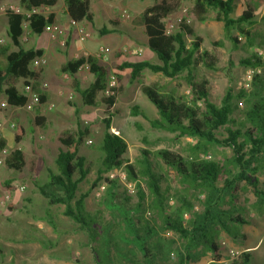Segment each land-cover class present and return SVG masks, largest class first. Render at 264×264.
<instances>
[{
    "label": "trees",
    "instance_id": "1",
    "mask_svg": "<svg viewBox=\"0 0 264 264\" xmlns=\"http://www.w3.org/2000/svg\"><path fill=\"white\" fill-rule=\"evenodd\" d=\"M185 1L191 2L192 15L199 22L207 20L208 13L214 12V20L222 23L224 36L234 48L241 44L238 35L243 36L244 47L249 49L263 48L264 38L253 34L257 13L247 2L236 17H231L234 0H153L142 13L147 48L159 63L123 60L112 72L118 84L125 74L129 75L130 84L135 82L144 70L161 74L171 81L181 78L186 82L189 100L175 89L164 91L155 84L143 85L141 93L158 113L157 118L149 122L153 129L174 134L178 139L193 140L188 158L166 149L154 153L141 149L136 164L130 163L124 157L126 141L110 131L113 118L110 110L114 108L119 85L112 89V95L104 94L110 77L108 69L89 55L68 60L61 67V72L70 77V87L80 96L82 105L104 106L109 117L103 120L101 158L89 191L79 192V184L85 181L90 170L86 167V156L79 153L89 134L86 128L75 132L63 129L58 133L57 141L61 145L55 160L58 173L50 174L48 184L52 191L41 187L38 191L50 206L62 205L63 215L84 231L94 264H197L208 254L212 257L209 264H257L248 251H240L224 263L219 238L225 235L235 244L246 240L241 232V228L249 224L247 208L239 202L242 185L248 187L255 198L251 208L258 216L264 215V183L259 182V176L264 173V59L257 53L241 58L239 65L256 71L250 88H240L236 92L228 89L219 104L213 103L209 98L215 89L213 82L208 78L195 80L194 72L199 66L216 71L217 57L202 49L203 39L186 23H180L175 33L166 32L167 19L177 14ZM55 2L19 0L29 12L52 7ZM63 2L69 21L93 24L89 0ZM5 15L12 47L0 44V58L4 59L0 66L2 92L8 106L22 108L27 104V97L19 92L18 85L22 81L31 86L39 96L35 122L43 127L45 119L39 116L40 107L49 96L41 90L43 68L33 71L30 65L34 59L42 57L44 51L25 48L20 43L24 15L9 11ZM27 21L29 33L40 36L54 24L55 16L34 12ZM65 26L72 24L67 22ZM111 32L103 28L99 34ZM186 36L191 37L189 45ZM85 65L94 79L88 87L82 88L77 74ZM260 69L262 71L257 73ZM131 114L142 115L140 106H132ZM13 118L18 121L17 114ZM24 133L23 126L17 124L13 134L15 144L21 142ZM214 147L231 150L232 155L227 160L230 169L218 161L200 157ZM5 148L7 141L0 138V152ZM4 165L16 172L27 169L35 173L39 168L37 160L26 158L19 148L9 151ZM162 168L172 171L180 187L195 194V200L203 195L198 211L193 210V201L172 191ZM119 169L126 174L127 181L134 182V194H128L125 188L119 191L121 184L108 178L110 172ZM103 183L105 191L101 203L97 210L90 212L86 209V198ZM171 200L177 203L174 207L169 204Z\"/></svg>",
    "mask_w": 264,
    "mask_h": 264
},
{
    "label": "rangeland",
    "instance_id": "2",
    "mask_svg": "<svg viewBox=\"0 0 264 264\" xmlns=\"http://www.w3.org/2000/svg\"><path fill=\"white\" fill-rule=\"evenodd\" d=\"M122 1L90 0V6L95 10V7L101 8L102 4H109L114 6L115 11L118 12L121 5H128L135 14L125 9L117 16L121 20L135 23L133 24L134 32L131 31L130 34L124 29V34L121 30L100 35L87 22L77 24L74 30L72 26L65 28L64 21L67 16L64 12V3L63 0H56L54 7H43L35 10V12L46 15L51 10L55 11L61 19V22L56 24L63 29V34L59 39L51 40L48 34H46L47 37H44L43 34L37 36L27 30L23 35L26 40L20 43L25 48L40 47L44 43V38L47 40L44 44L46 47V55L44 56L46 64L39 68H43L40 79L41 90L46 92L49 98L40 107L39 116L45 119L44 126L41 127L35 122V109L38 105L27 104L22 108H12L6 103V96L0 86V124L4 130L2 131L7 141V149L8 151L14 148L21 149L26 158H35L39 167L35 173H30L27 169L16 172L7 168L4 164L0 165V199H3L6 195L9 196L7 205L0 206V264H94L92 251L87 243V236L84 231L63 215L62 205L50 206L46 198L39 193L38 188H45L47 192L52 191L48 184L50 174L58 173L55 160L61 145L57 141V135L63 129L75 132L77 129L83 130L86 128L89 132L79 148V153L86 156V167L90 169L85 181L79 184L80 193L89 191L101 158L99 146L104 134L103 120L107 119L109 114H107L104 106L92 108L82 105L80 96L70 87V77L61 72V67L66 61L79 56H87L88 54L84 55V52L93 53L102 46L107 50L108 60L106 62L99 61V63L108 69L110 77L114 75L113 68L123 60H148L152 63H159L156 56L148 48L145 49L146 36L142 27V17L138 15L142 10L144 11L148 6H151L153 0H125L126 4H123ZM246 2H250L255 10L257 7L259 8L253 34L264 38V22L262 21L264 0H235L231 17L240 15ZM9 7H18L23 12L29 11H26L20 5L19 0H0V24L3 23L0 28V39L4 40L3 45L11 48L12 45L4 18L6 17L5 10ZM191 9V2L185 1L179 12L169 17L167 22L177 24L172 31V33H175L178 31L179 19L186 21L194 33L203 39L202 49L217 57L216 71H210L203 66H199L194 72V76L197 81L208 78L213 82L215 89L209 98L213 103L219 104L228 89L236 92L240 88H250L249 85L256 71L243 68L238 64V61L250 53H257L264 59V47L245 48L243 36L238 35L241 44L234 48L232 43L224 36L222 23L214 20V12H209L208 19L199 22L192 15ZM98 13V21H101L104 13L101 11ZM97 24L99 23L95 20L94 27ZM105 26L114 29L110 23H105ZM81 29L89 35L84 41L79 39ZM130 36L133 40L129 43L130 45H127L125 43ZM63 40L65 45L61 46L58 42ZM185 40L187 45L191 43V37L186 36ZM215 42L218 44H213ZM3 64L4 59L0 58V66ZM39 68L32 70L36 71ZM260 71L262 69L258 70L257 73H260ZM249 75H251V80H248ZM77 79L81 87L84 88L93 81V76L84 66L79 71ZM146 84H155L164 91L175 89L179 95L187 100L190 99L188 86L181 78L171 81L161 74L144 70L141 76L130 84L129 75L125 74L120 84H117L119 90L115 105L110 110L113 114L111 133L120 135L127 143V152L124 157L130 163L136 164L141 149H147L151 153L159 149H166L188 158L191 154L189 145L194 143L193 140L189 138L178 139L174 134L158 131L151 127L149 122L158 113L141 93V87ZM24 85L22 81L19 83L18 90L20 93H22ZM2 105H5V107ZM134 105L140 106L142 115L133 116L131 114ZM116 109L120 112L115 113ZM15 114L18 116V121L13 118ZM10 123L14 124L13 130L8 128ZM17 124L23 126L25 133L21 142L15 144L13 134ZM231 155L232 152L229 148L214 147L211 148L208 154H201L200 157L218 161L230 169L227 160ZM151 160L155 162L153 157H151ZM162 170L171 184L172 191L175 190L180 196L193 201V210L198 211L200 208L199 201L203 200V195H198L195 200V194L182 189L172 171L165 168H162ZM259 182L264 183V173L259 176ZM19 187H24V190L20 193L15 192ZM119 188V191H121L125 187L121 184ZM104 191L105 188L101 190L99 185L90 191L86 198V209L88 211L97 210ZM15 193H17V198L20 200L16 198L17 201L15 200L13 203L12 198ZM254 200L255 198L250 189L242 185L239 192V202L247 208L249 224L243 226L241 231L245 233L246 240L241 244H235L227 236H220L219 243H221V251L224 257L222 261L224 263H228L229 258L233 257L235 253L249 251L255 263L264 264V215L258 216L251 208L250 205ZM169 204L174 207L177 203L171 200ZM184 218L187 219L188 216L185 215ZM211 259L212 257L208 254L197 264H209L212 261ZM171 260L174 261V257H171Z\"/></svg>",
    "mask_w": 264,
    "mask_h": 264
},
{
    "label": "built area",
    "instance_id": "3",
    "mask_svg": "<svg viewBox=\"0 0 264 264\" xmlns=\"http://www.w3.org/2000/svg\"><path fill=\"white\" fill-rule=\"evenodd\" d=\"M6 11H9L12 14H21V15H24L26 17V19H25V21L23 23V28H24V33H25V31L27 30V24H28L27 19L30 17V15L32 13L35 12V10H32L30 12H23L18 7L17 8L16 7H9L7 10H5V13H6ZM70 23L72 24V26L75 25V23L73 21H70ZM180 23H186V21H184L182 19H179V24H178L177 27H179ZM176 25L174 23H172V22H167L166 32L167 33H172V31L176 28ZM46 30H47V34H48V36H49V38L51 40H58L59 37L63 34V29L60 26H58L57 24H52ZM24 33H23V35H24ZM23 35L20 38V42L26 40V38H24ZM79 35H80V38L79 39L81 41L86 40L88 38V36H89L86 32H84L83 29H81L79 31ZM3 42H4V40L3 39H0V44H3ZM58 43L61 46H64L65 45V41L64 40L63 41H59ZM94 57L98 61H104V62H106L108 60L107 50L105 48H103V47L99 48L98 52L94 55ZM45 64H46V60L42 56V57H39V58L34 59L32 61V63H31L30 66H31V69H37L39 67L44 66ZM83 67H81L79 69V71ZM85 67L87 68L86 65H85ZM109 78H110V80L108 81V87H107V90L104 93L106 96L112 95L113 94L112 89L118 87V85H117L118 83L116 82V77L113 75V76H111ZM248 80H251V75H249ZM22 90H23L22 91V94L27 97V104H30V105H39V96H38V94L34 93L31 90V86L24 85ZM2 106L5 107V105H2ZM8 128L10 130H13L14 129V124L13 123L8 124ZM1 132H2V126L0 124V138H1ZM8 153H9V151H8L7 148L3 149L0 152V165L1 164H4V159H5V157H6V155ZM208 158H209V156H208ZM108 178L109 179H112V180L113 179L114 180H117L119 183H121L122 185H124V187L126 189V192L128 194H130V195L134 194V192H135V184L132 183V182H130V181H127L126 174L121 169L114 170V171L110 172L108 174ZM104 188H105V184L103 183L100 186V189L101 190H104ZM19 190L20 191H23L24 190V187H19ZM8 200H9V196L8 195H6L3 199H0V206H2L3 204H6L7 205ZM238 254L239 253H235L233 256H236Z\"/></svg>",
    "mask_w": 264,
    "mask_h": 264
},
{
    "label": "crops",
    "instance_id": "4",
    "mask_svg": "<svg viewBox=\"0 0 264 264\" xmlns=\"http://www.w3.org/2000/svg\"><path fill=\"white\" fill-rule=\"evenodd\" d=\"M56 1V0H55ZM89 2H90V0H89ZM234 2H235V0H234ZM243 2V1H242ZM64 3V2H63ZM122 3L123 4H126V1L125 0H123L122 1ZM247 3H250V2H247ZM55 4H56V2H55ZM55 4L52 6V7H54L55 6ZM65 7V6H64ZM149 7V6H148ZM90 9H91V11L93 12V14H94V22H95V20H97V23H99V24H97V26L96 27H94V22H93V24H91L92 25V29H94L97 33H99V31L101 30V29H103V28H105V29H107V30H112V32L111 33H113V32H119V31H121L122 30V33L124 34V29H126L127 30V32L130 34V32L132 31V32H134L133 31V24H135L134 22H130V21H125V20H121L120 18H118V14H120L123 10H129L130 12H132V13H134L135 14V12H133L132 10H130V8L128 7V5L126 6V5H121V9H119V11L118 12H116L115 11V7L114 6H112V5H109V4H105V5H103L102 4V6H101V8H99V7H95V10L90 6ZM103 12L104 13V16L102 17V19H101V21H98V17H99V13L98 12ZM64 12H65V9H64ZM144 11L142 10L141 12H140V14H138V15H142V13H143ZM50 13H52L54 16H55V22H54V24H56V23H60L61 22V19H60V17L59 16H57L56 15V13H55V11H53V10H51L50 11ZM256 16H258L259 15V8L257 7L256 8ZM66 14V13H65ZM66 16H67V14H66ZM264 15H262V17H263ZM5 18V22H6V26H7V28H8V23H7V17H4ZM132 19V18H131ZM67 22H70L69 21V18H68V16L66 17V20L64 21V26L66 25V23ZM117 23L118 25L117 26H113V24L114 23ZM83 23V22H82ZM88 23V22H87ZM105 23H110L113 27H114V29H109V28H107L106 26H105ZM3 23H1L0 24V28H1V25H2ZM80 24V23H79ZM77 24H75V25H73L72 26V29L74 30V27L76 26ZM71 26H65V28H70ZM142 27H143V29H144V26L142 25ZM47 29V28H46ZM72 30V31H73ZM47 30L43 33V35H44V37L46 36L47 37ZM42 35V34H41ZM106 35V34H105ZM124 36V35H123ZM134 38H135V36H133ZM127 42L125 43V44H127V45H130L129 43H131V41L133 40L132 39V36H130V38L128 37L127 38ZM130 41V42H129ZM46 42H47V40H46V38H44V43H43V45L42 46H40V47H34V48H40V49H43V51H44V54H43V57L46 55V47H45V45L44 44H46ZM102 46H100L99 48H101ZM99 48L98 49H96L97 50V52H98V50H99ZM147 48V38H146V47H145V49ZM145 49H144V51H145ZM95 50V51H96ZM93 52V53H86V52H84V55H89V56H93L94 57V55L97 53V52ZM144 51H143V53H144ZM95 58V57H94ZM71 60V59H70ZM97 60V59H96ZM98 61V60H97ZM148 61V60H147ZM67 62V61H66ZM150 62V61H149ZM152 63V62H151ZM155 64V63H154ZM30 68H31V66H30ZM78 73H79V71H78ZM78 75V74H77ZM94 79V78H93ZM90 84V83H89ZM147 85V84H146ZM148 85H150V84H148ZM86 87H88V86H86ZM86 87H84V88H86ZM83 88V87H82ZM22 94V93H21ZM59 114H61L60 112H59ZM155 114H156V112H155ZM157 116L158 115H154V118H157ZM3 130V129H2ZM4 131V130H3ZM3 131L1 132V138H5L4 137V134H3ZM15 192H17V193H20L21 191L19 190V188L18 189H16L15 190ZM17 193H15L14 194V196H13V198H12V202L14 203V201L16 200V198L18 197L17 196ZM26 198H28V196H26ZM18 200H20L19 198H17ZM17 201V200H16ZM40 227H41V225H40ZM39 227V228H40ZM242 232V231H241ZM243 233V232H242ZM243 234H245V233H243ZM249 252V251H248Z\"/></svg>",
    "mask_w": 264,
    "mask_h": 264
}]
</instances>
